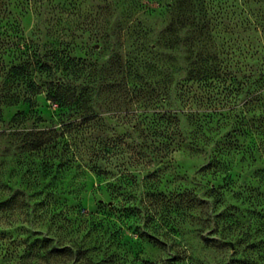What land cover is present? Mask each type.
Returning <instances> with one entry per match:
<instances>
[{
    "label": "trees",
    "instance_id": "16d2710c",
    "mask_svg": "<svg viewBox=\"0 0 264 264\" xmlns=\"http://www.w3.org/2000/svg\"><path fill=\"white\" fill-rule=\"evenodd\" d=\"M158 1L168 2L156 10L140 1L111 0L114 6L100 7L101 17L90 20L85 30L89 37L79 44L92 40L95 45H106L114 40L111 58L115 64L107 70L72 55L79 46L74 39L82 37L68 41L62 29L52 25L47 42L38 26L25 37L18 23L5 22L0 47L4 56L0 70L7 88L4 105L26 103L32 107L35 97L44 94L72 114L58 127L41 129L25 126L23 111L11 119L16 131L8 134L15 137L21 153L50 152L33 163L35 202L31 212L40 209L41 223L61 228L64 240L59 242L55 232L23 226L15 238L0 233V264H114V249L121 242L116 241L118 230L110 216L119 208L112 200L98 202L93 214L79 203L64 208L57 199L49 202L47 196L64 192L63 185L51 183L59 171L86 169L109 179L115 168L104 164L113 158L120 162L118 167L131 161L168 164L173 152L193 147L190 126H201V118L232 110L245 100L264 99V0ZM158 18L160 27H150L148 20ZM5 57L11 60L5 61ZM245 88V96L239 98L237 93ZM102 91L110 94L106 97L114 109L136 112L123 138L111 141L100 129L92 132L96 124L104 122L107 110L99 102ZM81 128L89 133L82 148L72 136ZM53 168L51 184L38 181L47 178ZM67 188V195H73L78 186ZM128 210L141 212L138 207ZM205 221L209 230L200 238L213 253L210 260L197 261L180 251L161 264H264V214L246 226L239 219L222 220L218 225L207 217L202 226ZM72 232L77 233L76 239L67 238Z\"/></svg>",
    "mask_w": 264,
    "mask_h": 264
},
{
    "label": "rangeland",
    "instance_id": "374dc122",
    "mask_svg": "<svg viewBox=\"0 0 264 264\" xmlns=\"http://www.w3.org/2000/svg\"><path fill=\"white\" fill-rule=\"evenodd\" d=\"M110 1L0 0V47L5 22L18 23L25 37L38 26L43 41L47 42L50 41L47 30L53 25L57 30L62 29L68 41L74 36L83 38L74 39L79 46L72 55L82 56L88 62H95L96 68L107 70L115 64L111 58L114 40L106 45H95L92 40L86 45L79 43H85L89 37L85 30L90 27V20L101 17L100 7L114 6ZM133 1H140L156 10L168 2ZM148 21L150 27H160L159 18ZM3 58L0 51V61ZM9 60L10 57H5V61ZM6 90L4 74L0 70V233L15 238L23 226L26 230L55 232L62 242L61 228L57 229L54 224L48 226L45 221L41 223L40 209L36 213L35 210L31 212L35 202V190L31 185L34 180L33 163L50 152L21 153L15 144L17 140L8 132L16 131V123L11 119L17 111L25 114V126L37 129L51 125L58 127L72 113L57 107L44 94L35 97L32 107L26 103L6 107ZM246 91V88L240 90L238 97L243 98ZM109 95L104 91L100 95L101 108L107 110L104 122L96 124L92 132L100 129L113 141L124 137L137 116L134 111L114 109L106 97ZM200 121L201 126H190L193 147L173 152L168 164L144 165L130 159L131 164L118 167L120 162L113 158L104 164L107 168H115L111 170L113 175L109 179L86 169L69 173L59 171L51 183L63 185L64 192L47 196V200L57 199L64 208L79 203L81 208L93 214L98 211V202L108 204L112 200L119 212L110 218L118 230L119 241H116L121 242L114 249L117 254L114 264H146L147 261L161 264L180 251L185 253V257L191 255L197 261L210 260L213 253L200 238V234L204 235L209 230L207 221L202 226L205 218L215 221V217L218 225L222 220L239 219L246 226L264 214V99L245 100L232 110L219 111ZM9 126L12 127L9 129ZM87 131L81 128L72 132L80 148L89 140ZM214 160L217 166H213ZM215 167L217 171L214 173ZM54 172L55 168L47 178H38V181L51 184L49 181ZM108 184L115 188L112 189V185L109 188ZM69 185L78 186L75 194L67 195ZM126 197L127 202L124 200ZM135 207L141 212L128 210ZM62 224L65 226V222ZM141 233L158 237H140ZM69 237L76 239L77 233L72 232Z\"/></svg>",
    "mask_w": 264,
    "mask_h": 264
}]
</instances>
